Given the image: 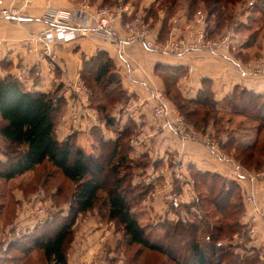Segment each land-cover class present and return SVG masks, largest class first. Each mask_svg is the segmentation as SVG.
Wrapping results in <instances>:
<instances>
[{
  "label": "crops",
  "instance_id": "0c3cea01",
  "mask_svg": "<svg viewBox=\"0 0 264 264\" xmlns=\"http://www.w3.org/2000/svg\"><path fill=\"white\" fill-rule=\"evenodd\" d=\"M81 1L87 3L86 9L89 11L100 5L125 7L122 17L114 20V27L120 33L123 32L125 20L139 16L153 36L178 35L195 13L188 11V4L184 0H177L171 7L159 6L160 0H35L28 4L21 0H0V6L16 7L22 14L21 20L0 18V77L11 75L29 91L56 92L61 95L65 99V107L56 122V138L59 141H73L87 154H100L93 137L95 131L103 140L114 141L121 130L129 126L132 134L127 140L128 156L132 161L138 160L143 164L133 169V186L148 185L159 169L175 156L187 165L191 174L192 170L208 171L233 179L230 165L221 161L215 152L200 141L182 143L164 127L163 120L153 115L152 92L157 89L163 91L171 111L170 118L173 110L180 111L172 100L173 91L186 100L195 99L198 93L208 92L216 103V110L226 113L229 111L223 106V100L236 88H245L264 96V74H256L244 66L264 47V19H250L256 0H249L250 5H242L243 0H240L229 7L230 14L228 10L225 11L223 22L217 23L207 17L209 36L217 37L226 32L231 35L233 49L229 53L200 51L177 56L155 53L138 43L124 45L119 51L117 43L95 36H78L66 42L52 43L47 47L50 54L48 56L42 53L45 47L40 41L35 43L33 50L25 51L23 43L29 34L46 27L42 16L47 9L70 10ZM99 50L105 51L112 59L115 73L125 92V99L115 104L110 111L115 119L114 126H107L102 120L100 112L92 105L90 89L86 84L87 95L82 91L74 92L68 86L69 82L77 80V75L85 83L82 76L83 63ZM237 61L241 63L238 64ZM92 113L97 116L93 117ZM243 120L234 115L221 124L224 123L225 128H228ZM207 127L211 129L214 126ZM237 127L238 125H233L232 128ZM217 135L220 139H225V133ZM89 145L96 149L94 153L88 152ZM0 160H5V157L1 155ZM252 183L258 205L264 208V177L254 179ZM240 184L243 185L240 186L244 199L251 182L245 179ZM9 192L7 197L12 196L16 208L21 206L15 220H32L27 216L34 209L29 203L34 198L41 201L48 211L55 208L62 215L67 213V202L59 207L56 205L54 190L48 193L43 189L32 192L23 185L16 186ZM45 193L48 197H44ZM5 206L7 205L3 202L0 204L1 212ZM141 206L145 211L142 217L146 221H173L179 214L170 210L160 197H152L151 190L145 195ZM243 207L239 222L241 228L247 229L246 238L242 229L241 232H235L229 241L238 244L234 252L240 256L248 251L244 247H264V223L258 217L255 222L251 221V204L243 201ZM32 222L33 220L30 224ZM6 228L7 226L4 233ZM123 240L122 231L116 227L115 222L103 217L95 207L76 218L73 237L66 251L67 264H135L134 255H128V247ZM41 255L36 249L29 251L27 255L16 253L14 256L13 253L9 261L1 259L0 264H46L40 259Z\"/></svg>",
  "mask_w": 264,
  "mask_h": 264
},
{
  "label": "trees",
  "instance_id": "16d2710c",
  "mask_svg": "<svg viewBox=\"0 0 264 264\" xmlns=\"http://www.w3.org/2000/svg\"><path fill=\"white\" fill-rule=\"evenodd\" d=\"M176 1L160 0L159 6L171 7ZM239 1L188 0V8L192 13L194 10L190 8L202 3L207 8V17H214L220 23L224 20L225 11L230 14L229 7ZM252 10L251 20L252 17L263 20L264 0H257ZM82 69L85 83L89 85L92 105L107 126H114L115 119L110 111L125 99V92L112 59L105 51L99 50L84 61ZM171 94L174 104L194 125L216 127L219 123L213 117L214 113L210 115L211 110H216L210 93H198L191 100L181 98L174 91ZM222 104L228 109L230 117L237 115L244 120L237 123V130L230 129L234 131L230 135L226 131L228 128L216 127L215 132L225 133L224 140L216 133L220 148L226 151L233 149V157L245 169L259 170L264 163V138L261 136L264 130V96L245 88H236ZM64 107L65 99L56 92L29 91L11 75L0 77V142L3 144L0 154L5 157V160H0V179L9 181L48 161L64 178L74 183L70 201L67 202V213L62 215L61 211L51 208L36 223V227L9 242L0 259L9 261L13 253L14 256L16 253L27 255L36 249L42 254L39 258L46 264H67L66 251L73 237L76 218L97 207L103 217L114 221L122 231L126 247L139 246L160 253L174 264H220L228 257L233 260L227 264H264L257 256H240L221 246L224 229L241 227L238 219L232 224L225 221L230 215L229 198L234 190L230 184H234L233 179L208 171L192 170L195 179L193 201L178 208L168 206L179 213L176 212L177 219L146 221L142 217L145 211L141 202L151 186L132 185L134 167L143 164L132 161L128 156L127 140L132 134L130 127H124L114 141L103 140L95 131L93 137L100 154L90 155L73 141L56 138V122ZM248 133L250 135H246ZM227 183L229 187H225ZM99 196H103L100 203ZM240 204L238 212L242 214L244 207L242 202Z\"/></svg>",
  "mask_w": 264,
  "mask_h": 264
},
{
  "label": "built area",
  "instance_id": "2783aa9c",
  "mask_svg": "<svg viewBox=\"0 0 264 264\" xmlns=\"http://www.w3.org/2000/svg\"><path fill=\"white\" fill-rule=\"evenodd\" d=\"M35 0H21L22 3H31ZM87 3L81 1L74 9H56L49 8L42 16L46 27L37 33H31L24 40L23 47L26 52L34 49L37 41L43 43L45 49L43 54L50 55L47 47L52 43H62L78 36H95L103 40L117 43L119 51L124 45L138 43L145 49L168 55H185L191 52L211 51L213 53H229L233 49V42L229 33H224L217 37H211L207 31V13L198 9L192 19L184 26L178 35H169L164 39H158L149 31L147 24L139 17L132 16L125 20L122 25L123 32L120 33L114 27V20L121 18L125 7L120 5H100L92 11L87 8ZM0 18L8 20H21L22 14L16 7L0 6ZM239 62V61H237ZM239 62L238 64H240ZM245 67L251 69L256 74H264V47L259 56L248 60ZM68 86L74 91H82L87 95L85 83L80 75H77L75 82H69ZM154 104L152 106L153 115L163 120L164 127L182 143L186 141H200L207 148L215 152L217 157L228 163L236 175L243 179H249L250 189L246 194V201L251 204V221L255 222L256 217L264 223V210H262L255 197L253 187L254 179L264 177V170L250 171L242 167L230 154L219 150V141L212 136L209 127L201 132L189 123L182 113L177 109L173 110V116L170 118L167 98L163 91L157 89L152 92ZM96 117V113H92ZM160 182H153L152 196L160 197L170 208H178L182 204H189L193 201L194 193L191 189L194 180L191 171L177 156L170 162H167L156 175ZM47 208L38 201L28 218L32 219L25 222L19 219L11 222L6 228V238L0 241V255L4 253L10 241L21 237L23 234L33 228L38 221L47 215ZM255 215V216H254Z\"/></svg>",
  "mask_w": 264,
  "mask_h": 264
},
{
  "label": "rangeland",
  "instance_id": "374dc122",
  "mask_svg": "<svg viewBox=\"0 0 264 264\" xmlns=\"http://www.w3.org/2000/svg\"><path fill=\"white\" fill-rule=\"evenodd\" d=\"M184 1L186 2V4H188V0H184ZM249 2H250L249 0H243L242 1V3H243L242 5H244V4H247V5L249 4L250 5ZM255 2H257V0ZM190 9H193L194 10V11L192 10L193 12H196V10L201 9V10H204L207 13V8L202 3H197L196 6H193ZM262 49H260V52H261ZM260 52L258 53L257 56H259ZM85 84H86L87 87L89 86L87 82ZM191 107H193V106H190V108ZM218 110H220V109H218ZM211 112L212 113H210V115L213 116V113H214L213 117L215 118V120L219 121V123L217 124L216 127L222 125L220 127L222 129H224L225 128L224 123L221 124V122H224L231 115H229V113H226L224 111L211 110ZM182 115L184 116L183 113H182ZM186 120H187V118H186ZM187 121L189 123H191L196 130L201 131V132L206 131L205 130L206 127L203 124H198V126H196V125H194L193 121L192 122H191V120H187ZM237 123H235L233 125H237ZM233 125H232V127H233ZM214 127H212L210 129V131H211L212 136H214V138H215V136H216L215 130L216 129ZM232 127L229 125L228 129H226V131H228L229 135L233 134V132H234V131H232L234 129ZM230 129H232V130H230ZM234 130H237V129H234ZM261 136L264 138V130H263ZM89 146L91 147V149H90V147L89 148L87 147L88 152L94 153L96 151V149L92 148L91 145H89ZM2 147H3V144H2V142H0V152H2ZM219 150H222L223 152H225L227 154H230L233 157V155H232V154H234L233 149H231L229 151L228 150L226 151V150H223V149H221L219 147ZM1 155L2 154H0V156ZM135 162L138 163L139 161L135 160ZM261 164H262V167L259 170H256V171H261V170L263 171L264 170V163H261ZM230 172H231V175L233 177V180L236 183L234 182L235 185L232 184V183L230 184L233 187L234 190H233L232 197L229 198L230 211H228V212H229L230 215H228V217H226L225 221H227V223H229V224H232L235 219H238V221H239L241 213L239 214L238 209H240L239 206L241 205L240 204L241 202L242 203H243V201H244V203L247 202L246 201V194L247 193L245 194L244 199H243V195L244 194H243V190H241V186H240L242 184H240V183H243L245 179H242L238 175H236L234 173V171L232 170L231 166H230ZM192 177H193V175H192ZM225 179H228V178H225ZM193 180L195 181L194 177H193ZM154 181L155 182L156 181L160 182V179L158 177H155ZM23 185H25L32 192H36L39 189H43L44 192L48 193V191H53L54 190V192H55V194H54L55 195V203H56V205L58 207H59V205H62L63 203L70 201L69 197H70L71 192H72V190L74 188V183L69 181V180H67L66 178H64L63 175L59 171H57L48 161L43 162V164H41L40 166L36 167L33 171L25 174L24 176H19V177H16L14 179H11L9 181H4V180L0 179V196L3 195V197L0 198V204L3 202V203H5L7 205V206H5V209H3L2 212L0 210V241H4V238H6L7 234L4 233V228L8 224H10V220L15 218L17 210H19L20 207H21L20 206L17 209L15 201L13 200L12 196L10 195L9 197H7V194H10L9 191H11L16 186L21 187ZM148 185L151 186L150 190L152 191L153 185H154L153 182L152 181L149 182ZM225 187H229V183H227L225 185ZM191 189L194 191L193 187ZM249 189H250V187H249ZM199 191H201L202 194H203L202 188H200ZM195 193H196V191H195ZM54 195H53V198H54ZM199 196H202V195L200 194ZM46 197H48L47 194H46ZM99 197L100 198H99L98 202L100 203L102 201L103 196H99ZM38 201L39 200L37 198H34V200L30 199L29 203L32 204L31 205V206H33L32 209L36 206ZM256 202H257V200H256ZM222 203H224V201H222ZM257 204H258V202H257ZM205 207L207 209V206H205ZM261 209L264 210V208H261ZM1 215H2V217H1ZM242 229H243V234H244V236L246 238V231H247L246 228H241V227H236V228L232 227L231 228V227H229V228L224 229V233L222 235L223 238H222V241H221L222 248L230 249V250L234 251V248L237 247L236 245H238V244H232L229 241L232 239V236H233V234L235 232H241ZM138 247L139 246H133V247H129L128 248V255L131 256V257H132V255H134L135 264H174L166 256H164V255H162L160 253H157V252H154V251H150V250H147V249H144V248H138ZM263 248L264 247H262V246H254V247H248V248L244 247V250H248L250 252H248V251L246 252L245 251V252H243V255L244 256H249V257L250 256H257L259 261H260V263H264V251H263ZM232 260H233L232 257H228L227 260L222 261L220 264H227V263H229ZM0 261H1V259H0ZM214 261L216 262V258H215Z\"/></svg>",
  "mask_w": 264,
  "mask_h": 264
}]
</instances>
